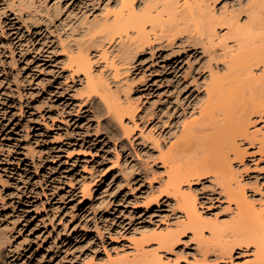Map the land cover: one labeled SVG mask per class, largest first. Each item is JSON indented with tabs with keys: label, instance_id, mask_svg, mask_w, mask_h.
Instances as JSON below:
<instances>
[{
	"label": "rangeland",
	"instance_id": "rangeland-1",
	"mask_svg": "<svg viewBox=\"0 0 264 264\" xmlns=\"http://www.w3.org/2000/svg\"><path fill=\"white\" fill-rule=\"evenodd\" d=\"M182 1L135 0L165 18L174 9L164 27L177 22L180 30L167 36L158 26V35L150 31L149 42L134 50L131 40L105 33L119 0H0V264H110L129 253L140 232L179 217L174 199L159 191L162 153L200 124L211 79L228 75L226 50H236L242 35L227 22L247 30L263 16L261 8L247 17L251 0H199L202 15L191 20L179 12ZM78 48L87 49L93 73L114 98L137 106L133 117L111 118L84 77L70 72L67 56ZM249 122L250 133L261 131L255 140L238 138L246 153L232 168L259 206L264 113H252ZM86 184L90 200L82 195ZM191 189L205 216L231 220L233 205L211 173ZM189 236L170 253V264H205ZM251 251L236 248L211 264H254Z\"/></svg>",
	"mask_w": 264,
	"mask_h": 264
},
{
	"label": "bare ground",
	"instance_id": "bare-ground-1",
	"mask_svg": "<svg viewBox=\"0 0 264 264\" xmlns=\"http://www.w3.org/2000/svg\"><path fill=\"white\" fill-rule=\"evenodd\" d=\"M119 3L112 21L105 23V33L118 41L131 40L134 50L149 42L150 31L158 35V26L167 36H175L180 30L176 29L177 22L164 27L172 20L170 15L174 9H166L168 16L165 18L158 7L137 8L135 0H119ZM202 6L199 0H183L179 12L194 20L202 15ZM261 8L263 16L250 29L234 27L231 20L227 22L228 30L233 28L234 33L242 35L236 40V50H226L229 52L228 75L225 79H211L200 124L197 127L189 125L184 137L162 153L166 177L159 184V191L174 199L179 217L162 229L149 234L140 232L131 241L129 253L111 260L110 264H170V253L189 235L196 240L205 264H211L210 258L221 261L230 258L233 251L241 247L252 249L254 264H264V204L258 206L250 201L242 180L232 168V161H242L246 153L238 138L255 140L259 131H248L250 115L264 113V0H251L245 10L251 18L260 14ZM214 28L210 26V30ZM256 29L257 33H253ZM101 53L106 65L118 74L119 67L109 59L107 50L102 49ZM67 58L70 72L84 77V88L99 98L111 118L121 122L124 116L135 115L137 106L128 100L114 98L105 80L93 73L87 49L71 51ZM122 130L126 135L130 132L129 127L123 125ZM261 133L258 149L262 151L264 135ZM208 173L220 185V193L233 205L228 222L210 219L197 206L191 184ZM81 191L88 200L92 199L90 184L83 185ZM154 199L158 202L157 197Z\"/></svg>",
	"mask_w": 264,
	"mask_h": 264
}]
</instances>
